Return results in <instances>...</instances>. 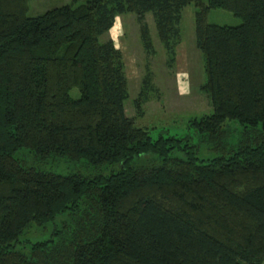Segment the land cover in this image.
<instances>
[{
    "label": "trees",
    "instance_id": "16d2710c",
    "mask_svg": "<svg viewBox=\"0 0 264 264\" xmlns=\"http://www.w3.org/2000/svg\"><path fill=\"white\" fill-rule=\"evenodd\" d=\"M191 2L206 73L199 88L212 110L188 117L189 132L153 135L125 112L123 54L104 35L133 12L153 53L150 12L171 65ZM211 7L242 21L207 22ZM27 10L28 0H0V264H262L264 0H72ZM154 90L147 68L137 114ZM201 143L213 154L200 155ZM21 147L95 171L26 165L14 155ZM49 221L48 238L16 247Z\"/></svg>",
    "mask_w": 264,
    "mask_h": 264
},
{
    "label": "rangeland",
    "instance_id": "374dc122",
    "mask_svg": "<svg viewBox=\"0 0 264 264\" xmlns=\"http://www.w3.org/2000/svg\"><path fill=\"white\" fill-rule=\"evenodd\" d=\"M72 0H28V15H36L53 6ZM75 4L86 0H73ZM207 3L208 0H202ZM194 2L187 4L182 10V38L177 46V55L173 64L167 61L166 52L160 43L152 15L147 12V21L153 40L155 52L144 50L139 37V24L133 12L118 14L115 22L104 37H112L121 49L128 79V97L125 99V112L133 116L137 125L146 126L153 135L163 130L165 133L181 135L189 132L187 119L192 115H200L212 110L210 97L199 85L206 79L204 60L201 51L195 45L194 38ZM205 20L218 24H239L241 17L232 11L220 7L209 8ZM149 68L155 90L153 95L143 103L142 112L137 114L133 99L141 84V79ZM77 96L79 91L73 87L69 91ZM199 154L210 156L213 152L204 143L199 144ZM14 155L26 165L61 173L80 171L93 173L84 165L83 160L68 161L65 158L50 156L39 160L27 148H19ZM106 172V169L103 170ZM54 223L49 221L42 226L31 225L21 236L17 248L28 251L31 241L46 239L51 235ZM264 264V262L262 263Z\"/></svg>",
    "mask_w": 264,
    "mask_h": 264
},
{
    "label": "crops",
    "instance_id": "0c3cea01",
    "mask_svg": "<svg viewBox=\"0 0 264 264\" xmlns=\"http://www.w3.org/2000/svg\"><path fill=\"white\" fill-rule=\"evenodd\" d=\"M178 46V45H177ZM176 55H177V53H176Z\"/></svg>",
    "mask_w": 264,
    "mask_h": 264
}]
</instances>
